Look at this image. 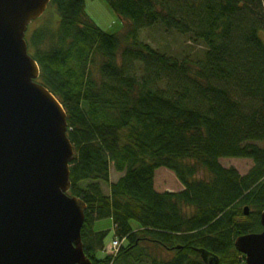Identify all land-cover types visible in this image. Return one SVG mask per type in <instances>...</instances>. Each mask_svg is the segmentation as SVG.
<instances>
[{
  "label": "trees",
  "instance_id": "trees-1",
  "mask_svg": "<svg viewBox=\"0 0 264 264\" xmlns=\"http://www.w3.org/2000/svg\"><path fill=\"white\" fill-rule=\"evenodd\" d=\"M105 1L127 21L122 34L106 33L85 0H52L27 35L38 81L67 113L76 152L69 193L87 205L86 256L246 264L235 240L264 231V0ZM154 26L203 49L160 52L141 41ZM224 158L254 166L241 175ZM161 168L184 189L158 192ZM112 169L122 174L116 183ZM104 219L123 241L115 258L104 254L107 232L95 231Z\"/></svg>",
  "mask_w": 264,
  "mask_h": 264
},
{
  "label": "water",
  "instance_id": "water-1",
  "mask_svg": "<svg viewBox=\"0 0 264 264\" xmlns=\"http://www.w3.org/2000/svg\"><path fill=\"white\" fill-rule=\"evenodd\" d=\"M51 1L0 0V264H92L82 238L87 205L69 193L76 154L67 113L38 82L26 39ZM235 247L246 264H264V231Z\"/></svg>",
  "mask_w": 264,
  "mask_h": 264
},
{
  "label": "rangeland",
  "instance_id": "rangeland-1",
  "mask_svg": "<svg viewBox=\"0 0 264 264\" xmlns=\"http://www.w3.org/2000/svg\"><path fill=\"white\" fill-rule=\"evenodd\" d=\"M87 14L109 35L122 34L127 25V21L120 17L105 0H85ZM39 21V20H38ZM38 22L30 25L28 34L37 27ZM141 41L150 44L155 49L163 53H168L174 56L182 57L183 54L194 55L202 51L203 47L192 43L188 38H185L175 32H168L162 26H154L141 31ZM222 166L226 169H235L241 175H246L253 168L254 162L250 159H232L224 158L220 160ZM112 181H116L122 174L116 173L112 169ZM164 173H167L165 176ZM201 178L204 177L200 176ZM155 189L158 192L166 191H181L183 187L177 180L175 174L165 168L158 169L155 173ZM105 193L110 190L104 186ZM134 228L138 227L137 223H133ZM95 231L107 232L104 240L105 247H109L115 239L114 223L111 219H104L96 222ZM167 258L170 254L164 252Z\"/></svg>",
  "mask_w": 264,
  "mask_h": 264
},
{
  "label": "built area",
  "instance_id": "built-area-1",
  "mask_svg": "<svg viewBox=\"0 0 264 264\" xmlns=\"http://www.w3.org/2000/svg\"><path fill=\"white\" fill-rule=\"evenodd\" d=\"M119 247H120L119 242H118V241H115V242L113 243V248H112L111 252H112V253H113V252L117 253L118 250H119Z\"/></svg>",
  "mask_w": 264,
  "mask_h": 264
},
{
  "label": "crops",
  "instance_id": "crops-1",
  "mask_svg": "<svg viewBox=\"0 0 264 264\" xmlns=\"http://www.w3.org/2000/svg\"><path fill=\"white\" fill-rule=\"evenodd\" d=\"M164 175L166 176V175H167V173H164ZM116 181H117V180H116ZM116 181H115V182H116Z\"/></svg>",
  "mask_w": 264,
  "mask_h": 264
}]
</instances>
